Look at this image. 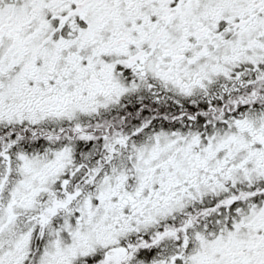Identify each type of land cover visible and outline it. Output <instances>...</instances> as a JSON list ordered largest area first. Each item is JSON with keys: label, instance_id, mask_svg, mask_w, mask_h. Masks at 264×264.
<instances>
[{"label": "snow or ice", "instance_id": "snow-or-ice-1", "mask_svg": "<svg viewBox=\"0 0 264 264\" xmlns=\"http://www.w3.org/2000/svg\"><path fill=\"white\" fill-rule=\"evenodd\" d=\"M0 264H264V0H0Z\"/></svg>", "mask_w": 264, "mask_h": 264}]
</instances>
